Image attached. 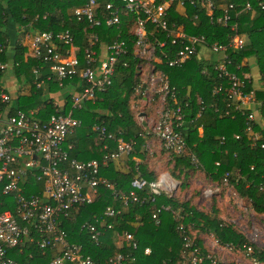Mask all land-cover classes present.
I'll use <instances>...</instances> for the list:
<instances>
[{
  "label": "built area",
  "instance_id": "2783aa9c",
  "mask_svg": "<svg viewBox=\"0 0 264 264\" xmlns=\"http://www.w3.org/2000/svg\"><path fill=\"white\" fill-rule=\"evenodd\" d=\"M84 1V4L72 10V15L78 21L87 24L85 38L88 45L83 48V63L77 55L80 49L74 44V36L68 29L29 32L21 27L16 31V42L25 49L26 55L41 62L39 67L33 69L36 88L51 81L62 85L65 79L74 76L80 79L83 88L71 94L68 112H62L64 105L54 103V113L42 120L41 106L13 110V96L0 86V196L3 197L0 198V264H25L26 260L34 258V248L39 249L42 255H50L47 264H97L84 252L81 244L69 241L61 220L74 216L80 206L92 203L97 197L98 186L112 187L99 176V170L120 155L132 154L135 141L125 140L121 132H109L103 124L94 123L91 129L96 140L103 143L113 140L116 150L105 153L101 159L80 160L70 157L73 145L67 144L66 138L81 125V120L73 115V110L82 108L88 101H94L98 93L105 92L111 86L116 65L120 57L127 54L126 42L120 33L104 46V52L102 48L96 50L99 35L95 29L102 24L119 28L125 13L134 17L133 56L138 60V82L134 93L145 102L151 100L153 95L158 97L155 121L152 126L150 123L153 120L146 123L165 150L173 155H182L187 145L183 134L176 129L182 122V106L175 88L170 85L167 74L159 65L178 66L194 56H200L203 51L208 55L204 57L213 61L214 69L227 79L226 85L214 87L212 94H224L228 100L227 108L248 110L244 132L250 139V145L264 148V142L259 141L260 135L254 131L258 109L264 104V100L256 98V90L264 92V81L259 87L247 90L245 81L250 75L244 73L241 77L228 70L231 64L228 49H240L244 45V38L238 32L234 20L240 12L236 5L227 4L223 14L215 16L213 0H120V5L108 2L104 9L99 8L98 0ZM173 2L180 8L185 7L186 3L205 6L211 22L229 28L228 42L207 43L204 36L189 35L174 22L169 23L168 9ZM257 6L264 9V0H258ZM241 9L252 11L254 8L250 2H246ZM193 18L197 19V15ZM149 25L152 29L148 28ZM157 34L162 35V38ZM5 49L6 45L0 43V52ZM8 68H11L9 62L0 61V74ZM138 117L145 121L141 113ZM235 137L238 139L239 135ZM103 147L106 148V143ZM189 156L193 165H200L194 153H189ZM32 181L41 182L42 190L26 195V189L33 185ZM228 184L225 178L224 185ZM130 187L128 194L113 193L124 205L129 202L155 204L162 193L172 196L177 188L164 175L159 176L158 180L146 179L138 165L132 168ZM260 189H264V185ZM140 191L144 195L139 196ZM219 191L220 186L213 183L204 188L202 195L210 197ZM161 209L169 207L161 206L152 212L156 223L159 222L158 213ZM120 213L121 208L108 206L103 212L104 218L95 217L94 223L85 221L81 227L87 231L92 242L99 245L103 232L112 229V223L105 218ZM179 228L183 229V226ZM184 239V246L191 250L182 264L200 262L204 257L201 250L192 245L189 237ZM112 240L119 250L108 255L100 264H133V251L138 246L134 235L113 230ZM214 242L219 248H226L215 238ZM26 252L24 262L16 257ZM144 252L148 254L150 249L145 248ZM245 252L251 256V248L248 247ZM206 257L211 258V255L207 252Z\"/></svg>",
  "mask_w": 264,
  "mask_h": 264
},
{
  "label": "trees",
  "instance_id": "16d2710c",
  "mask_svg": "<svg viewBox=\"0 0 264 264\" xmlns=\"http://www.w3.org/2000/svg\"><path fill=\"white\" fill-rule=\"evenodd\" d=\"M98 1L100 9H104L108 2L121 4L120 0ZM84 2V0H0V43L6 45V49L0 52V61L13 63L16 78H23L25 83L30 84L27 93L19 92L18 96L15 98L13 96L11 103L13 110L41 106L40 118L46 120L54 113V99L49 93L60 92L65 96L62 112L69 111L71 94L83 88L80 79L74 76L65 79L62 85L51 81L36 88L33 83L35 76L33 69L39 67L41 62L30 56L24 58L25 49L15 38L16 31L21 27L29 32H58L68 29L74 36V44L80 49L77 55L83 63V48L88 45L85 38L87 24L78 21L72 15V10ZM246 2L253 5L252 11H242L241 7ZM213 3L215 16L222 15L229 3L236 5L240 11L234 20L238 32L244 38V45L240 49H228L227 53L231 60L228 70L242 77L244 73L250 75L253 64H256L257 81L253 80L251 75L245 81L247 90L256 88L254 83L264 81V9L257 6L258 0H213ZM194 15H197V19L193 18ZM121 19L119 28L102 24L95 29L99 35L96 50L99 51L102 46L116 39L120 33V37L126 42L127 54L120 57L111 86L105 92L98 93L94 101H88L82 108L73 110V115L81 120V125L67 136L66 143L73 145L69 152L70 157L80 160L101 159L105 153L116 150V143L113 140L104 142L106 148L103 147V142L95 140L96 135L91 127L94 123L103 124L109 132L116 134L121 132L125 140L135 141L134 152L128 155L129 164L132 166L133 157L142 158L144 154L141 153L144 141L129 102L138 82L136 71L138 60L133 56L134 17L125 13ZM9 22H13L11 26L14 36L7 33L6 26ZM168 22H174L189 35L204 36L207 43L228 42L229 28L211 22L206 7L199 3L197 5L186 3L185 7L180 8L173 2L168 9ZM148 28L152 29L151 25ZM157 36L162 38V35ZM213 65V61L204 56H194L178 66L171 67L163 63L159 65L167 74L170 85L175 88L182 106V122L176 129L183 134L187 150L182 155L172 154L173 167L185 177L186 170L193 169L189 153H194L200 163L197 167L218 184L220 189L225 187L224 179L227 178L238 195L249 200L256 213L262 214L264 189L261 190L260 186L264 185V148L250 145V139L244 132L248 110L237 111L233 107L227 108L228 100L224 94H212L214 87L226 85L227 81ZM68 86H73L74 91L71 92ZM256 98L264 100V92L257 89ZM226 110L229 112L226 113ZM254 131L260 135L259 141L264 142V104L258 109ZM236 135H239L238 139ZM138 167L146 179L158 180L156 174L148 172L145 165ZM99 176L112 184V187L98 186L97 197L92 203L80 206L74 216L61 220L69 241L81 244L84 252L97 264L104 262L108 255L119 250L112 240L113 230L127 231L134 235L138 246L133 251L135 255L133 264H182L191 250L184 246V237H189L192 245L197 246L204 256L195 264H222L217 261L214 263L212 256V259L206 257L207 252L202 246V240L193 238L191 229L212 234L220 245L231 249L246 251L249 247L252 251L251 256L258 263L264 264V251L255 248L243 234L218 216L203 213L189 202H179L166 193L158 196L155 204L129 202L124 205L113 193L114 191L129 193L132 171H118L109 162L100 168ZM32 182L33 185L26 189V195L32 191L42 190L41 182ZM138 195L142 196L144 192L140 191ZM108 206L121 208V213L115 217L105 218L107 222L112 223V229L105 230L101 236V244L96 245L81 226L85 221L94 223L95 217L104 218L103 212ZM161 206H168L169 209L160 210L159 222L156 223L152 218V212ZM180 225L183 229L179 228ZM145 248L150 249L148 254L144 252ZM32 253L34 258L30 260H26L27 252L16 257L23 262L26 260L25 264H47L50 258L49 254L42 255L37 248L32 249Z\"/></svg>",
  "mask_w": 264,
  "mask_h": 264
},
{
  "label": "rangeland",
  "instance_id": "374dc122",
  "mask_svg": "<svg viewBox=\"0 0 264 264\" xmlns=\"http://www.w3.org/2000/svg\"><path fill=\"white\" fill-rule=\"evenodd\" d=\"M11 24L13 25V22H9L6 26L7 33L10 35L13 34ZM14 26L16 27L15 24ZM15 27L14 30H16ZM11 38L9 39L10 45L12 44ZM26 53L27 52L24 51V58L27 57ZM206 57H208V55H206ZM143 62L146 63V60ZM9 64L11 68L3 72V75L1 74L0 86L5 87L15 98L18 96L19 92L27 93L30 84L25 83L23 78L17 79L14 75V64L11 62H9ZM250 75L253 80L257 81L258 71L256 64H253ZM151 97L153 98L148 102L137 99L133 113L138 122H144L139 119L138 114L145 108V104L148 103L153 115V121L150 123L152 126L156 118L159 101L157 96L153 95ZM257 118L259 119V116ZM143 150L144 161L141 163L154 172L157 178L164 175L167 180H171L176 184L177 188L172 192V196L176 200L179 202L187 201L196 206L197 209L203 213L210 214L211 216H218L225 223L231 224L235 230L243 234L245 239L255 248L264 251V213H256L249 200L239 196L231 184L222 187L219 192H216L212 196L205 197L202 195V191L214 182L206 176L200 168L193 165V169L186 170V176L184 177L183 174H179L173 167L174 156L162 146L157 145L156 142L150 143L149 148L146 150L143 148ZM191 232L193 238L202 240L203 248L217 262L222 264H261L255 262L253 258L243 250H235L228 247L219 248L214 242V236L209 233L201 231L196 232L194 229H191Z\"/></svg>",
  "mask_w": 264,
  "mask_h": 264
},
{
  "label": "crops",
  "instance_id": "0c3cea01",
  "mask_svg": "<svg viewBox=\"0 0 264 264\" xmlns=\"http://www.w3.org/2000/svg\"><path fill=\"white\" fill-rule=\"evenodd\" d=\"M15 35V33H14ZM13 35V36H14ZM102 50L104 52V46H102ZM204 55H207V52L206 51H203V53H200V57H203ZM45 71H43L44 73ZM2 77V75H1ZM260 83V82H259ZM259 83H254V86L255 87H259L260 84ZM259 85V86H258ZM76 86V85H75ZM5 88V87H4ZM6 89V88H5ZM68 89L72 92L74 91V87L73 86H68ZM7 90V89H6ZM8 91V90H7ZM10 93V92H9ZM11 94V93H10ZM50 94V97H52L54 99V103L59 105V106H62L65 104V96L64 94L60 93V92H56V93H49ZM13 96V95H12ZM137 99H140L141 98L136 95V93H133L130 97V108L132 111H134V106L137 102ZM53 103V104H54ZM145 108L143 110L140 111L142 117L145 119V121L143 123H139L138 120H136L137 122V125L139 126V131H140V134L143 138V141H144V145L142 148H144L146 150V146L147 144H150V143H155L157 145H160V142L154 137V135L152 134L151 132V128L150 126H148V124L146 123V121H151L153 119V115H152V110L150 109L149 107V104L146 103L145 104ZM201 131V129H200ZM96 140V138H95ZM144 150L141 149V153H144L143 152ZM130 158L128 157V155H120L118 156L117 158L113 159L110 163L113 165V167L118 170V171H121V172H130L132 171V166L135 164V165H138V166H141V165H144L142 164L141 162L144 161V154H143V157H139V156H134L133 157V160H134V164L132 166H130L129 164V160ZM146 167V166H145ZM146 169H148V167H146ZM148 172H152L151 170L148 169Z\"/></svg>",
  "mask_w": 264,
  "mask_h": 264
}]
</instances>
